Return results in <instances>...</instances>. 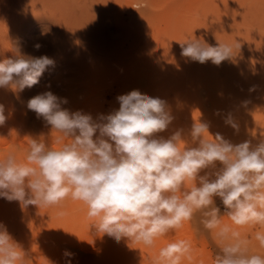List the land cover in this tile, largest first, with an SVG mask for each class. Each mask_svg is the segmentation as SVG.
<instances>
[{"label":"rangeland","instance_id":"1","mask_svg":"<svg viewBox=\"0 0 264 264\" xmlns=\"http://www.w3.org/2000/svg\"><path fill=\"white\" fill-rule=\"evenodd\" d=\"M202 1L0 0V62L20 55H46L54 61L31 88H0L7 117L0 125V159L11 153L23 163L30 139L60 146L55 140L62 134L51 132L27 108L30 98L47 91L67 101L62 108L90 114L94 120L118 110L117 97L133 90L160 98L173 120L156 136L167 139L180 130L187 147L198 145L190 135L195 121L207 123L211 134L220 133L233 144L250 141L254 147L264 141V0ZM223 29L230 35L235 30V35L246 34L244 62L231 57L219 65L202 64L181 55V43L196 39L211 46L219 43ZM204 137L213 139L208 133ZM220 167L217 162L199 175ZM193 184L189 180L184 187ZM215 203L222 222L231 225L223 216L220 198ZM87 212L88 206L71 196L56 205L23 209L17 201L0 198V223L21 248L17 264H68L65 251L74 253L71 264H154L162 247L181 239L192 246V259H182L181 264H214L219 251L220 241L200 223V212L152 246L127 238L117 243L97 233L92 226L96 218ZM237 230L248 240L249 254L264 256V248L254 239L259 225ZM96 234L111 247L98 245Z\"/></svg>","mask_w":264,"mask_h":264},{"label":"clouds","instance_id":"2","mask_svg":"<svg viewBox=\"0 0 264 264\" xmlns=\"http://www.w3.org/2000/svg\"><path fill=\"white\" fill-rule=\"evenodd\" d=\"M181 47L182 56L202 64L219 65L233 57L228 44L210 46L195 39ZM53 64L46 55L6 59L0 62V88H31ZM117 99L118 110L94 120L90 114L62 108L67 101L51 91L30 98L28 110L51 132L62 134L55 140L60 146L30 139L23 163L11 153L0 159V198L17 201L23 209L56 205L71 196L88 206L97 232L117 243L127 238L145 246L179 230L200 212V223L220 241L214 264H264V256L249 254L248 240L237 230L259 225L254 239L264 248V141L254 147L250 141L233 144L220 133L211 134L207 123L195 121L190 135L198 145L187 147L180 130L167 139L156 136L173 120L165 101L138 90ZM6 119L0 104V125ZM205 133L213 139H205ZM217 162L219 170L199 175ZM189 180L194 184L185 189ZM216 197L231 225L222 222ZM17 249L0 223V264H17L22 259ZM191 251L187 240L169 242L154 264H181L192 259ZM64 255L71 264L74 253Z\"/></svg>","mask_w":264,"mask_h":264},{"label":"bare ground","instance_id":"3","mask_svg":"<svg viewBox=\"0 0 264 264\" xmlns=\"http://www.w3.org/2000/svg\"><path fill=\"white\" fill-rule=\"evenodd\" d=\"M199 1V0H198ZM207 1V0H206ZM231 1V0H230ZM247 1H249V0H247ZM208 2V1H207ZM232 2H236L235 0L234 1H232ZM237 2H238V0H237ZM240 2H241V0H240ZM201 3H203V1L201 0ZM212 3V2H211ZM222 3V2H221ZM233 3V4H234ZM245 4H246V2H244ZM243 3V4H244ZM261 4V3H260ZM219 5V4H218ZM223 5V4H222ZM236 5V4H235ZM239 5H240V3H239ZM221 6V5H220ZM241 6V5H240ZM245 6V5H244ZM244 6H243V8H244ZM247 6V5H246ZM245 6V7H246ZM214 8V7H213ZM218 8H219V6H218ZM256 8H257V6H256ZM260 8V7H259ZM210 9V8H209ZM241 8H239V10H240ZM248 10V9H247ZM258 10V9H257ZM241 11H243V10H241ZM261 11V10H260ZM262 12H264V11H262ZM223 15V14H222ZM225 15V17L227 16L226 14H224ZM229 15V14H228ZM230 15H231V13H230ZM247 15V14H246ZM240 17V16H239ZM258 17V16H257ZM256 17V18H257ZM228 18H230L231 19V16H229ZM236 19V18H235ZM255 19V18H254ZM249 20V19H248ZM229 21V20H228ZM250 22V21H249ZM253 24V23H252ZM245 25V24H244ZM249 25H251V24H249ZM248 26V25H247ZM253 26V25H252ZM221 28V27H220ZM252 29V28H251ZM219 30H221V29H219ZM242 30V29H241ZM241 30H239L240 32L239 33H241ZM244 30V29H243ZM242 30V31H243ZM212 31V30H211ZM223 31V35H222V37H221V39H220V41H219V43H221V44H228V45H230V46H232V48H233V57H232V59L233 60H236L237 62H244L245 61V56H244V54H245V47H246V40H245V36H246V34H243V35H240V34H237V35H235L234 34V32L236 33V31H238V30H235V31H233V34H228V31L227 30H222ZM207 32V31H206ZM213 33H214V31H212ZM211 32V33H212ZM210 32H209V34H211ZM212 33V34H213ZM218 33H219V31H218ZM238 33V32H237ZM243 33H245V32H243ZM205 34V33H204ZM195 36V35H194ZM218 36H219V34H218ZM256 36V35H255ZM198 37V36H197ZM209 37H211V35L209 36ZM251 38V37H250ZM257 38V37H256ZM193 39V38H192ZM213 39H215V38H213ZM252 39V38H251ZM191 40V39H190ZM205 41H207L208 42V40L207 39H204ZM211 40V39H210ZM222 40V41H221ZM247 40H249V39H247ZM202 43V42H201ZM219 43H216V44H214V45H218ZM249 44V42L247 43V45ZM213 44H211V46H214ZM250 45V44H249ZM254 45H255V43H254ZM256 47V46H255ZM250 48H252V46L250 47ZM258 48V47H257ZM254 49V48H253ZM252 51V50H251ZM259 51H260V48H259ZM256 52H258V51H256ZM248 53V52H247ZM253 53V52H252ZM252 53H251V55H252ZM249 54V53H248ZM250 55V56H251ZM256 54H254V56H255ZM262 55V54H261ZM253 57V56H252ZM257 57V56H256ZM255 57V58H256ZM259 57V56H258ZM252 59V58H251ZM257 59V58H256ZM255 59V60H256ZM231 61V60H230ZM236 62V63H237ZM154 63V62H153ZM211 63V62H210ZM227 63V62H226ZM230 63V62H229ZM256 63V62H255ZM257 63H259L258 61H257ZM253 64V63H252ZM207 65V64H206ZM232 65V64H231ZM177 66V65H176ZM136 67V66H135ZM233 68V67H232ZM208 69V68H207ZM235 69V68H234ZM250 69V68H249ZM231 70V69H230ZM237 71V70H236ZM245 71V70H244ZM250 71V70H249ZM251 73V72H250ZM258 73V72H257ZM209 75V74H208ZM210 76V75H209ZM211 76H212V74H211ZM218 76V75H217ZM232 76V75H231ZM213 78L212 79H214V77L215 76H212ZM105 79V78H104ZM104 79H102V80H104ZM211 79V78H210ZM211 79V80H212ZM230 82V81H229ZM104 85V84H103ZM251 86V85H250ZM96 87V86H95ZM100 87V86H99ZM98 88V87H97ZM103 89V88H102ZM100 90V89H99ZM104 90V89H103ZM251 90V89H250ZM91 92V91H90ZM97 92V91H96ZM101 94V93H100ZM199 95V94H198ZM92 96H93V94H92ZM99 96H102V95H99ZM156 96H158V95H156ZM103 97V96H102ZM101 98V97H100ZM103 100V99H102ZM102 100H100V101H102ZM105 100V99H104ZM114 101V100H113ZM104 102V101H103ZM106 102V101H105ZM109 102V101H108ZM111 103V102H110ZM83 104V103H82ZM101 105V104H100ZM113 106V105H112ZM119 106V105H118ZM101 107V106H100ZM114 109H115V104H114V107H113ZM103 109H104V106H103ZM113 109V110H114ZM100 111H101V109H100ZM109 111V110H108ZM111 111V110H110ZM115 111V110H114ZM105 112V111H104ZM103 113V112H102ZM111 113V112H110ZM95 114V113H94ZM104 114V113H103ZM106 114V113H105ZM94 118H95V116H94ZM8 209V208H7ZM8 211V210H7ZM81 221V220H80ZM87 221H89V219L87 220ZM94 221V220H93ZM23 229V228H22ZM90 229V228H89ZM95 230V229H94ZM27 232V231H26ZM98 233V232H97ZM101 234V233H100ZM28 235V234H27ZM97 235V234H96ZM104 238V236H102L101 237V235L99 236V234L97 235V238H95V240H96V242H98V245H99V243L101 244V245H104V243L106 244V241L103 239ZM106 247H111V244H109V243H107L106 244Z\"/></svg>","mask_w":264,"mask_h":264}]
</instances>
